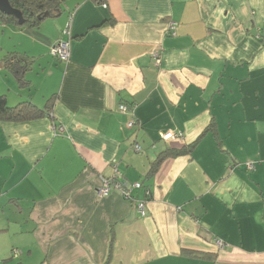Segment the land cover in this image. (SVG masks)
<instances>
[{
	"label": "crops",
	"instance_id": "obj_1",
	"mask_svg": "<svg viewBox=\"0 0 264 264\" xmlns=\"http://www.w3.org/2000/svg\"><path fill=\"white\" fill-rule=\"evenodd\" d=\"M42 22L0 13V96L45 111L0 121V264H264V0H66ZM116 172L146 217L98 197Z\"/></svg>",
	"mask_w": 264,
	"mask_h": 264
},
{
	"label": "trees",
	"instance_id": "obj_2",
	"mask_svg": "<svg viewBox=\"0 0 264 264\" xmlns=\"http://www.w3.org/2000/svg\"><path fill=\"white\" fill-rule=\"evenodd\" d=\"M11 6L17 10H20L23 14L25 22L22 27L36 28L44 20L45 13H49L51 16H56L62 10V5L66 0H9ZM5 16V15H4ZM5 18L15 24H18V20L11 16H5ZM6 64L10 67L12 71L19 69H26L28 66L27 62L22 58H18L14 55L10 56L6 60ZM22 61V62H18ZM18 68L19 66H22ZM26 65V66H25ZM22 82V81H21ZM45 111L43 109L37 108L32 103H24L16 108H10L7 105V101L4 96H0V121L7 122H26L30 120H35L42 118ZM188 150L184 151H165L163 152L156 162L153 164L152 171L158 169L160 164L169 157H178L185 153H188ZM246 166V165H245ZM248 172H253L247 169ZM255 171V170H254Z\"/></svg>",
	"mask_w": 264,
	"mask_h": 264
},
{
	"label": "built area",
	"instance_id": "obj_3",
	"mask_svg": "<svg viewBox=\"0 0 264 264\" xmlns=\"http://www.w3.org/2000/svg\"><path fill=\"white\" fill-rule=\"evenodd\" d=\"M69 33V31H68ZM66 32V34H68ZM176 33V25L174 23L169 24V31L167 34L169 35H175ZM53 57L57 58L60 61H68L71 56L70 52V43L69 42H58L53 47L51 48V52ZM124 110V107L121 108ZM126 110V108H125ZM131 126L134 125V123L131 122ZM181 136L180 133H175V132H167L166 134L163 135V139L165 140H171V139H177ZM136 151H140V146L136 145L135 146ZM247 169L250 171H254L255 169V164L253 163H248L246 164ZM101 187L99 188L97 195L99 198H104L110 195V193L113 190L119 191L124 198L127 200H131L134 204L135 210L138 213L140 217H146L147 215V198L150 196V191H147L146 198L145 199H134L132 196V193L134 190H142L143 189V184L142 183H130L126 179H123L119 172H116V174L113 177H101ZM217 246L220 249H225L226 244L221 241L217 240Z\"/></svg>",
	"mask_w": 264,
	"mask_h": 264
},
{
	"label": "water",
	"instance_id": "obj_4",
	"mask_svg": "<svg viewBox=\"0 0 264 264\" xmlns=\"http://www.w3.org/2000/svg\"><path fill=\"white\" fill-rule=\"evenodd\" d=\"M0 13L5 16H11L16 18L18 20L19 25H23L25 22L22 12L13 8L9 0H0ZM46 17H50V14L45 13L44 18Z\"/></svg>",
	"mask_w": 264,
	"mask_h": 264
},
{
	"label": "rangeland",
	"instance_id": "obj_5",
	"mask_svg": "<svg viewBox=\"0 0 264 264\" xmlns=\"http://www.w3.org/2000/svg\"><path fill=\"white\" fill-rule=\"evenodd\" d=\"M44 19H45V18H44ZM42 23H43V22H41V24H42ZM41 24H40V25H41ZM9 37H10V34H8V36H7L6 39H9ZM12 37H13V40H16V39H17V36H16V35H15V36L12 35Z\"/></svg>",
	"mask_w": 264,
	"mask_h": 264
}]
</instances>
